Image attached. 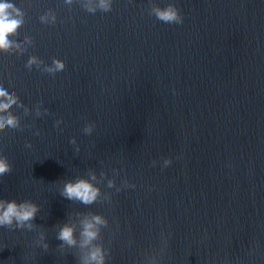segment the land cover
<instances>
[{
  "label": "clouds",
  "instance_id": "9594fccd",
  "mask_svg": "<svg viewBox=\"0 0 264 264\" xmlns=\"http://www.w3.org/2000/svg\"><path fill=\"white\" fill-rule=\"evenodd\" d=\"M65 2L71 5L73 0H65ZM112 3L113 0H82L83 8L89 13H96L98 10L109 12L112 10ZM150 15L155 16L159 21L166 24H182L184 19L180 9L174 3H168L164 7L156 3H151ZM40 19L44 23H54L56 21V15L50 10L41 16ZM24 23V13L14 3L8 2V0H0V53H15L20 55L27 51V47L33 43L31 37L26 35L24 37V43H17L14 39ZM34 65L42 72L52 75L66 68L65 62L61 59L54 57L51 65H48L39 57L32 55L28 59L25 67L31 71ZM14 106L24 108V114H29V108L23 104L15 92L9 94L6 89L0 86V133L6 132L8 129L22 130L20 117L12 111ZM47 112L48 109L46 108L41 111L39 104L35 108V114L38 117ZM61 123V120L55 121L57 127ZM94 128V123H88L83 128V132L91 135ZM35 134L39 135V131ZM70 143L75 145V138H72ZM26 147L31 148L32 145L29 143ZM76 150L77 152L79 151L78 146ZM171 163V159L164 160L165 167ZM153 164H155V161H153ZM11 171L12 165L8 158L0 155V177L11 173ZM113 171L115 172L116 170L114 169ZM104 175L103 172L100 173L101 177ZM98 184L99 181L96 172L89 169L86 176H78L75 180L65 181L60 195L70 201H78L86 206L92 205L100 201L102 193L101 189L97 186ZM123 184L125 187H135L134 184H129L127 180H124ZM114 185L115 181L113 179L107 180V187L112 188ZM117 191H120V189H117ZM108 199L110 200L111 197H108ZM39 210V206L31 200L17 202L15 199H0V227L32 231L38 227L34 221ZM57 227L59 230L56 239L61 241L58 247L61 251L66 248L79 249L80 254L77 256L78 264H106L109 250L100 243L102 229L108 227V220L103 215L84 213L78 225L65 222L62 225H57ZM161 236L164 238V246L161 250L162 254L164 248L167 246V238L163 233H161ZM35 244L36 246H42L45 251L49 248V244L45 241V233L43 231L39 233V238L35 241ZM146 259L148 264H161V255L157 256L155 253H151Z\"/></svg>",
  "mask_w": 264,
  "mask_h": 264
}]
</instances>
